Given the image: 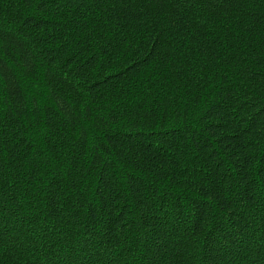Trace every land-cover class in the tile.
<instances>
[{
  "label": "trees",
  "instance_id": "1",
  "mask_svg": "<svg viewBox=\"0 0 264 264\" xmlns=\"http://www.w3.org/2000/svg\"><path fill=\"white\" fill-rule=\"evenodd\" d=\"M0 264H264V0H0Z\"/></svg>",
  "mask_w": 264,
  "mask_h": 264
}]
</instances>
